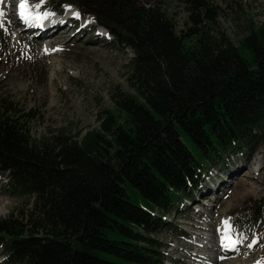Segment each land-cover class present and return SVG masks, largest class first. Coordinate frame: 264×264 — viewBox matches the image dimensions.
<instances>
[{
	"label": "trees",
	"instance_id": "1",
	"mask_svg": "<svg viewBox=\"0 0 264 264\" xmlns=\"http://www.w3.org/2000/svg\"><path fill=\"white\" fill-rule=\"evenodd\" d=\"M48 2L91 16L131 50L134 95L115 96L117 113L97 129L42 139L30 133L36 113L0 97V173L10 192L33 197L25 223L0 220V249L10 264H164L153 237L183 231L163 217L207 166L264 142V23L237 47L209 26V0H184L200 27L181 34L148 1ZM235 219L263 222L264 199Z\"/></svg>",
	"mask_w": 264,
	"mask_h": 264
},
{
	"label": "rangeland",
	"instance_id": "2",
	"mask_svg": "<svg viewBox=\"0 0 264 264\" xmlns=\"http://www.w3.org/2000/svg\"><path fill=\"white\" fill-rule=\"evenodd\" d=\"M15 1L22 0H0V13H3L0 37L8 38V42L0 43V97L11 100L20 110L36 113L30 123L34 139L60 134L71 137L97 129L101 114L117 113L113 105L115 96L134 95L127 82L128 66L133 58L131 50L118 45L96 27L91 16H76L79 23L67 20L48 36L37 38V33L26 31L22 21L16 18L12 7ZM143 1L164 10L177 34L200 27L189 19L190 5L184 0ZM36 2L33 7L47 0ZM209 2L217 8L218 16L214 25H207L224 33L237 47L253 26L264 23V0ZM68 8H61L63 16ZM70 8L77 13L74 7ZM85 26L89 27L88 31L84 30ZM244 149L207 166L198 186L189 191L188 200L179 201L163 217L171 228L177 226L183 231V235H176L162 230L153 237L163 246L164 264H206L196 261L192 254L215 258L218 252L222 254L219 257L222 264H252V261L264 264V221L243 227L237 226L235 219L238 212L264 199V142L255 144L253 150ZM32 202L33 197L10 192L0 173V220L12 215L19 223H25ZM202 228L208 230L203 232ZM223 231L227 233L223 239L236 243L231 255H224L220 240ZM211 245H215V252L208 248ZM253 249L255 253L251 254ZM0 264H10L1 249Z\"/></svg>",
	"mask_w": 264,
	"mask_h": 264
},
{
	"label": "bare ground",
	"instance_id": "3",
	"mask_svg": "<svg viewBox=\"0 0 264 264\" xmlns=\"http://www.w3.org/2000/svg\"><path fill=\"white\" fill-rule=\"evenodd\" d=\"M37 0H33V2H36ZM17 2H22V1H15L12 5V7H15L16 6V3ZM42 8V7H41ZM41 8H39V12L41 11ZM17 9V8H16ZM31 11H27L31 16L32 18H38L39 16H36L37 15V12L38 10H35L34 8H30ZM69 12H71L72 10L74 11L73 8H68L67 9ZM16 18H17V14H16ZM18 19V18H17ZM19 20V19H18ZM35 20H38V19H34ZM42 20V19H41ZM76 21V20H75ZM78 22V21H76ZM34 23V22H33ZM31 23V24H33ZM66 22H63L61 25L65 24ZM79 23V22H78ZM45 24H47L48 26H45ZM74 24V23H73ZM23 26V25H22ZM60 26V23H53L52 22H48L45 23L44 21H39L36 25V28L33 29V33H37V38H40L42 36H45L46 35L48 36L51 32H53L55 29H57V27ZM78 27V25L75 23V27ZM23 28L26 30V31H31L29 29H27L26 27L23 26ZM74 28V27H73ZM85 31H88L89 27L88 26H85L83 27ZM49 30H51L50 32H48ZM62 32V31H61ZM48 33V34H47ZM59 33V32H58ZM203 232L207 231L208 229L207 228H202L201 229ZM224 232V233H223ZM222 232V238L220 239L221 240V243L223 244V250H224V255L226 253V255H231L234 251V246L236 245L233 244L232 242H230L228 239H223L226 235V231H223ZM215 237V236H214ZM213 238V237H212ZM256 247V246H255ZM208 248H210V250L214 251L215 252V245H211V246H208ZM219 253V252H218ZM218 253H215V258H210V256L208 254H198L196 253L195 255L192 254V256H195L196 258V261H199V262H206V264H222L221 263V258L219 257H222V254H218ZM255 253V249H253L251 251V254H254ZM252 264H259L258 261H252L251 262Z\"/></svg>",
	"mask_w": 264,
	"mask_h": 264
},
{
	"label": "snow or ice",
	"instance_id": "4",
	"mask_svg": "<svg viewBox=\"0 0 264 264\" xmlns=\"http://www.w3.org/2000/svg\"><path fill=\"white\" fill-rule=\"evenodd\" d=\"M20 8H21V17L23 19L27 20L28 16L26 14V3H25V0H22V2L20 4ZM0 15H3V13H0ZM224 226H225L226 229L229 228V225H228L227 221L224 222ZM226 235H227V233H226Z\"/></svg>",
	"mask_w": 264,
	"mask_h": 264
}]
</instances>
